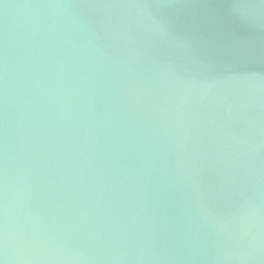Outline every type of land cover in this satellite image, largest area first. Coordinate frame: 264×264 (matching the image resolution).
<instances>
[{
    "label": "water",
    "instance_id": "1",
    "mask_svg": "<svg viewBox=\"0 0 264 264\" xmlns=\"http://www.w3.org/2000/svg\"><path fill=\"white\" fill-rule=\"evenodd\" d=\"M0 264H264V0H0Z\"/></svg>",
    "mask_w": 264,
    "mask_h": 264
}]
</instances>
